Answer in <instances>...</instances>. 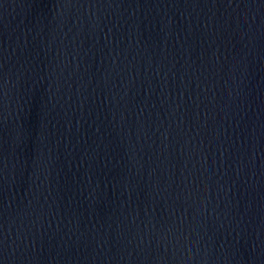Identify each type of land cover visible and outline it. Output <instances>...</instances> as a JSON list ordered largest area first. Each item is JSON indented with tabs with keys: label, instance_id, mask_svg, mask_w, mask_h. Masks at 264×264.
<instances>
[{
	"label": "water",
	"instance_id": "water-1",
	"mask_svg": "<svg viewBox=\"0 0 264 264\" xmlns=\"http://www.w3.org/2000/svg\"><path fill=\"white\" fill-rule=\"evenodd\" d=\"M4 264H264V0H0Z\"/></svg>",
	"mask_w": 264,
	"mask_h": 264
},
{
	"label": "snow or ice",
	"instance_id": "snow-or-ice-1",
	"mask_svg": "<svg viewBox=\"0 0 264 264\" xmlns=\"http://www.w3.org/2000/svg\"><path fill=\"white\" fill-rule=\"evenodd\" d=\"M4 234H3V225L0 224V264H4L5 258V245H4Z\"/></svg>",
	"mask_w": 264,
	"mask_h": 264
}]
</instances>
